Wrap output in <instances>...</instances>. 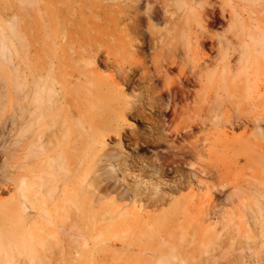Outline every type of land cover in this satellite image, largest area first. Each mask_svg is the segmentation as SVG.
<instances>
[{"label": "bare ground", "instance_id": "bare-ground-1", "mask_svg": "<svg viewBox=\"0 0 264 264\" xmlns=\"http://www.w3.org/2000/svg\"><path fill=\"white\" fill-rule=\"evenodd\" d=\"M234 8L220 0H0V106L12 107V133L19 143L14 156L21 159L26 147V156L35 159L29 172L21 171L24 159H13L20 171L13 178V200L5 201L0 213V264H264L262 204L250 206L249 227L238 231L220 221L218 226L178 222L184 200L155 215L124 206L130 195L142 210L164 205L169 196L157 190L160 182L151 192L154 181L137 188L123 180L130 186L126 189L106 169L141 176L152 167L155 179L181 188L192 175L202 185L204 176L215 196H226L229 185L219 170L192 166L196 145L154 149L155 159L147 166L139 165L138 157L139 164L128 163L100 146L115 135L129 143L140 139L134 131H121L123 115L151 123L145 141H159L154 135L163 128L165 140L174 142L223 113L224 83L235 70L223 61L235 54L243 31ZM228 22L227 33L212 34L211 28ZM207 45L211 54L199 57ZM98 64L108 76L100 74ZM120 85L132 88V98ZM26 133L27 146L20 143ZM110 194L113 202L123 200L118 205L124 211L106 201ZM218 205L213 200L208 211L216 216ZM108 218L137 225L132 240L106 242L117 247L122 241L126 252L107 246V253L78 230L81 221Z\"/></svg>", "mask_w": 264, "mask_h": 264}, {"label": "rangeland", "instance_id": "rangeland-1", "mask_svg": "<svg viewBox=\"0 0 264 264\" xmlns=\"http://www.w3.org/2000/svg\"><path fill=\"white\" fill-rule=\"evenodd\" d=\"M220 1H225L228 4L229 8H234L236 6L233 12L241 25H243V31L240 35L242 38H240V41L235 44V47L237 48L235 54H229L226 60L223 61L224 63H228V65L235 66L234 72L228 76L227 81L224 83L225 92L224 96L221 98L223 113L218 116L215 121H207L203 128L196 129L193 132V135H191L189 138L179 139L174 142L165 140L167 138L164 135L167 134V132H164L163 128H159L160 133L158 135L155 133L154 135L161 137L159 141H145L144 136H146L148 132H151L153 130L152 126H150L151 123L146 119H135V117L123 115L120 118L121 131L123 133H125V131H131V133H133L134 131L137 136L140 137V139H138V141H130L129 143L125 140L121 141V135H115L113 140L109 137H106L105 141H103L100 146H102L104 148V151L108 153L122 156L124 160L126 157V161L128 163L134 162L139 164V160H141L140 162L142 163H140L139 165L143 164L144 166H147V162H149L150 159L151 161L155 159L154 149L160 148L162 150H167L170 146H178L180 142L187 145L193 143L198 147L199 152H192L190 154L189 159L192 163V166L200 167V165H207L216 171L219 170L220 176L229 185L228 188L230 189V192L226 196H215V194H213L208 189V184H210L211 180L205 178L204 176H202V178L200 179L202 181V185H200L199 181L192 175L190 179L187 178L186 185H184V187L182 186L181 188L176 186L175 182L173 181H165L166 178L164 180L155 179L158 175L153 174L152 167H146V169H148L147 173L149 172V174H152L149 175L145 172V174L147 175L142 174L143 176H136V174H141L139 173V171L137 173L135 172L136 174L134 173V175L132 176L128 171L126 172H128L130 175L126 172V174H123L122 171L118 170V167H116L115 171L112 168L110 169V166H108L106 169L112 171L115 174L116 179L118 180H114L117 183H123L122 188H125V185L128 186L126 182H128L129 185L132 184L133 186L140 188V186L148 187L147 184H149L151 181H154V184L153 182H151L148 187L150 188V191L153 192L157 189V182H160L161 185H159V187L161 188L158 187L157 190L159 192H162L165 197L169 196L166 197V203L164 205L156 208L148 207L146 208V210H142L143 208L140 209V203L138 201L137 203H132L134 200L132 198V195H130L128 201L131 200V205L129 204L130 202L128 203L126 201L127 199H124V206L126 208L128 206V210H131L133 206H137V209L140 210V212L142 211L144 213L145 211H148V214L155 215L163 212V210H167L174 201L184 200V205L181 208V211L184 214H182L183 216L180 215L178 222L192 221L199 222L200 225L207 226L209 224H212V226H218L216 222L220 221L223 224L230 225L232 227L230 228V230H234L236 228L235 231H238L241 228L245 229L249 227L248 224L245 223V220H247L246 211L250 208V206L256 207L257 203H260L262 204V206H264V0H237V3H235L234 0ZM231 26V22H228L224 26L220 25L217 27H213L210 30L212 34L217 37L224 33H227ZM193 41H195V39H193ZM209 46L210 45L201 47L200 54L198 56L200 57L202 55L207 59L211 54L210 50L208 49ZM215 54L218 55V52L214 53V55ZM97 67L100 74L104 76L109 75V71L105 69V67H102L99 64L97 65ZM175 73V71L172 72V75H174ZM119 88L124 90L123 94H125L127 98H132V88L127 89L126 86L121 85L119 86ZM198 88L200 89V86H198ZM211 91L213 93V90ZM138 92L139 91H137L136 93ZM2 109L3 108H1L0 106V213L1 209L4 208L5 201L8 202L10 200H13V196L15 193L13 178H15L17 172L20 171L18 164L16 163L17 160H20L22 162L21 159H24L22 162V164L24 165V169L21 170L22 172H29L33 168L32 165L34 162L32 161L35 160L33 159V157L28 158L26 156L28 152V149L26 147L23 148L24 152H22L24 155H22V158L19 159L18 157H16V148L18 147L19 143L17 144L18 141H16L14 137V132L12 133V107L8 105L6 109L4 108L5 110ZM213 118L215 119V117ZM149 123L150 125H148ZM177 123L178 121H175L171 129H173L177 125ZM161 130H163L165 134ZM139 133L142 134L140 135ZM171 138H173V136H171ZM25 141H28V143H25ZM30 142L31 141H29V139L27 138L26 133V137H24L23 141H21L20 143L27 146ZM141 142H143L144 144H142ZM153 142L155 143L156 147L154 146ZM149 144L151 146H149ZM22 145L21 147H23ZM106 147L107 149L105 150ZM205 156L209 159H207ZM137 157L139 160H137ZM129 159L132 162L129 161ZM9 160L12 163H9ZM28 160L32 162L31 165H29L30 162ZM11 164H13L14 167ZM192 166H190V168H193ZM7 168L9 169V171ZM184 173L189 174L188 168L184 169ZM126 175H129L131 178ZM152 175H154L155 178ZM147 176H151V179ZM170 178L171 177H167V179ZM176 178L172 180H175ZM123 180H126V182H124ZM138 182H141V185H139ZM121 183L119 184L121 185ZM151 185L153 186L152 188ZM204 185H207V188H204ZM251 186L253 187L251 188ZM129 187L130 186L126 187V189ZM183 188L185 189L183 190ZM165 190H167L168 193ZM235 195L237 196L235 197ZM114 196L115 194H113V196L112 194H110V196L106 198V201L110 203V201L113 200ZM233 198H235L236 200ZM213 200L217 201V204H219L215 208L217 211L220 210L218 211V214L216 216L214 213H211V211H208L210 207L209 205ZM120 201H122L123 203V200H119L114 202L111 201V204H114V206L117 205L118 207H120V210L123 209L122 211H124L125 207L121 204L118 205ZM223 201L224 203H222ZM226 201L228 202L226 203ZM222 207L224 208L222 209ZM212 216L215 217L212 218ZM108 219H103V221H101L102 219H99L90 224L81 221V224H78V228H80L78 230L84 231L83 233L86 235V237L90 239L93 238L95 243L98 244V247L105 248L108 246L109 250L105 248L106 251L108 250L111 252H126L122 250V241H117V247L116 245H106V242H108L107 240H109V238L113 239L116 237L124 236L125 240H132L136 237L137 225H135V223H130L131 225L129 223H123L124 225H126L127 229H131L129 231V234L128 230H125L123 224H118L120 225L119 227L115 220H112L111 218ZM102 224H104V226ZM116 225L119 227V232H117L118 227ZM131 226H133V228H131ZM120 229H122V231ZM120 232H122V234ZM217 232L221 233L222 231L221 229H218ZM192 235L193 234H190V237H192ZM85 248L87 249V247ZM108 251L107 253H109Z\"/></svg>", "mask_w": 264, "mask_h": 264}]
</instances>
